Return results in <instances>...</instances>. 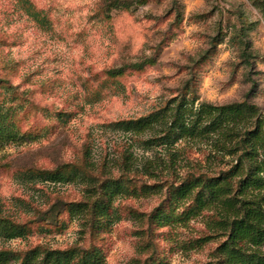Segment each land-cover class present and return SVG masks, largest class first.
<instances>
[{"label": "clouds", "instance_id": "1", "mask_svg": "<svg viewBox=\"0 0 264 264\" xmlns=\"http://www.w3.org/2000/svg\"><path fill=\"white\" fill-rule=\"evenodd\" d=\"M169 105L166 120L130 126ZM0 127V173L75 167L97 189L163 187L147 200L112 199L110 223L96 217L109 224L94 242L101 264L150 255L151 264H219L221 246L264 259V244L234 229L264 230L253 217L264 212V0H0ZM201 176L225 194L214 212L185 217L191 199L165 194ZM88 189L81 180L0 183L4 218L20 230L0 232V254L18 264L37 249L89 248V216L70 211L91 207ZM160 213L173 222L149 224ZM201 237L209 243L194 246Z\"/></svg>", "mask_w": 264, "mask_h": 264}, {"label": "trees", "instance_id": "2", "mask_svg": "<svg viewBox=\"0 0 264 264\" xmlns=\"http://www.w3.org/2000/svg\"><path fill=\"white\" fill-rule=\"evenodd\" d=\"M170 105L162 108L159 112L153 113L150 117L143 119L138 124L130 125L132 127L143 128L151 122H159L168 118V112ZM6 130L0 127V136L6 135ZM189 135H195V133H188ZM68 169V167H67ZM76 169H72L69 173L58 171L55 174H48L41 172L45 180L53 181H65L72 179V172ZM75 175V174H74ZM221 179H227L221 174ZM131 181L121 183L106 182L101 184L96 193L91 195V199L95 198L91 207L88 204L72 205L70 211L72 214L86 213L91 217V227H103V225L96 224V217L98 215L103 216L105 220L110 223L111 216V200L123 195H137L138 190L130 187ZM220 181H210L206 177L201 176L198 180L196 177L191 178V183H185L181 188L177 189L174 186H169L170 199L175 201H184L185 199H191L192 203L188 210L185 211V217L197 216L203 211L214 212L216 205L220 202L221 197L225 194L223 189L217 187ZM151 188L143 186L140 189L141 193H150ZM195 190V191H194ZM90 199V200H91ZM227 206L232 207V202L227 201ZM257 224H264V212H257L253 214ZM151 223H159L161 225L170 224L173 221L167 219L163 213L149 217ZM183 221L182 218H176V222ZM217 227L223 228L225 231H231L228 225H217ZM237 232H246L256 242L264 244V230L252 225H246L244 223H237L234 226ZM20 230L10 222L9 218L0 216V232L12 233L19 232ZM209 238H204L206 241ZM216 254L219 256V264H224V257H230L228 264H264L262 260H252L249 257L240 256L237 253L229 252V250L221 246L217 248ZM42 257V259L40 258ZM18 264H101V260L98 252L94 247L87 249H74L68 252H51L46 249H37L33 252L27 253L23 258L16 257ZM0 264H9L8 254H0ZM145 264H151L146 261Z\"/></svg>", "mask_w": 264, "mask_h": 264}, {"label": "rangeland", "instance_id": "3", "mask_svg": "<svg viewBox=\"0 0 264 264\" xmlns=\"http://www.w3.org/2000/svg\"><path fill=\"white\" fill-rule=\"evenodd\" d=\"M26 135H28V134H26ZM74 168L75 167H68V169H67V167H65V168H60V169H61V171L69 173ZM75 169L76 170L74 171V173L72 172V174H73L72 175V179H67L65 181H58V182L68 183V182H74L76 180L86 181L89 184V189H88V192H87V196L89 197V199H91V195L96 193V189L97 188L95 187V185L98 182L97 178L93 177V176H89L87 171H86V169H84V168H75ZM40 173L41 172H37V171H35L33 169H26L24 171H19V172H15V173H0V183L4 184L9 190H14V183L17 182V181L20 182L21 184H32V183H35V182L44 183L47 180H45L44 176H42ZM152 179L159 180L160 178L159 177H152ZM143 186H146V185H144L142 183H139L137 181H131L130 182V187L137 189L139 193H137V195H133V194L132 195H123V196H120V197H122L124 199H131V200L139 201L142 197L145 200H147L149 197L157 196V195H159L160 193L163 192V187L162 186H156L153 189H150L151 190L150 193H141L140 189ZM165 195L167 196L168 199H170L169 191ZM14 204L18 205L22 209H25V210L28 209V205L25 204V201L23 199H16L14 201ZM57 207H58V205H57ZM189 207L186 208L185 211L188 210ZM125 212L128 215H130L134 220H139V221L143 220V217L137 215L131 208H126ZM203 212H205V211H203ZM207 212H211V211H207ZM54 214H55V208L53 209V215ZM0 216L4 217V206L3 205H0ZM88 216L90 218V224H89V227H90V242H89V247H94L95 248V243L94 242H95V239H96L97 235L101 231L106 230L108 228L109 224H104L103 227H91V217H90V215H88ZM179 222H183V221H178L177 223H179ZM149 224H152L150 222V220H149ZM48 227H49V229L55 227L57 231L61 230L60 226H58V225H48ZM133 234L137 235V236L145 235V233H143V232H138V233H133ZM204 238L205 237H201L200 240L194 241L193 242L194 246L203 247L205 244H208L209 243V239L204 241ZM142 250L144 252H146V253L151 252L152 255L155 254L154 251L151 249V245L150 244L145 245ZM216 258H217V260L219 258V256L217 254H216ZM151 260H152V257L150 255L148 262H151ZM134 264H136V262H134Z\"/></svg>", "mask_w": 264, "mask_h": 264}]
</instances>
